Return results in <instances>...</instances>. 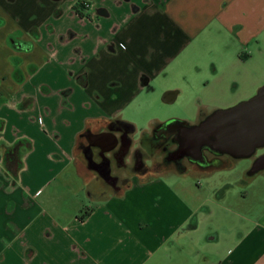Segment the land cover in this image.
Instances as JSON below:
<instances>
[{
  "label": "crops",
  "instance_id": "0c3cea01",
  "mask_svg": "<svg viewBox=\"0 0 264 264\" xmlns=\"http://www.w3.org/2000/svg\"><path fill=\"white\" fill-rule=\"evenodd\" d=\"M78 1L0 0V264H264V215L237 240L203 228L225 186L134 171L119 188L91 164L112 158L106 130L149 132L156 119L133 117L149 98L172 103L203 69L248 61L264 0ZM21 137L32 148L15 178L2 146Z\"/></svg>",
  "mask_w": 264,
  "mask_h": 264
},
{
  "label": "rangeland",
  "instance_id": "374dc122",
  "mask_svg": "<svg viewBox=\"0 0 264 264\" xmlns=\"http://www.w3.org/2000/svg\"><path fill=\"white\" fill-rule=\"evenodd\" d=\"M223 38L227 39V36ZM209 45L213 49L216 46L215 40H211ZM244 51L249 55L248 61L221 67L218 72L219 76L212 80H208L210 79V76L207 75L208 71L203 69V73H197L190 78L191 87L186 84L187 91L181 93L174 102L165 103L162 95L151 100L149 98V107L146 113L143 115L136 111V113L133 112L135 114L133 117L138 119L136 114H139L144 118L149 116V119L153 118L158 121L177 118L192 122L199 106L203 105L205 101L224 104L239 94L250 93L252 95L256 88L264 83V44L262 42L260 45H251ZM243 58L247 60V56H243ZM205 74L207 77L203 76ZM175 81L183 87L185 86L184 79ZM215 107L218 106L215 105ZM248 164V161L239 160L232 168L217 171L210 177L212 185L225 186L227 193L225 198L220 199L208 194L210 199L207 208L211 213L203 215L200 220L204 229L211 227L217 229L222 238L237 240L240 234L246 233L255 220L263 217L264 175L258 174L245 182L243 174L248 168ZM174 172L169 176L170 182H172V178L177 177L179 183L200 185L204 189L207 187L204 178L193 175L178 177ZM221 192H224V188L219 191V193Z\"/></svg>",
  "mask_w": 264,
  "mask_h": 264
},
{
  "label": "flooded vegetation",
  "instance_id": "af4514ba",
  "mask_svg": "<svg viewBox=\"0 0 264 264\" xmlns=\"http://www.w3.org/2000/svg\"><path fill=\"white\" fill-rule=\"evenodd\" d=\"M241 51L239 56L243 58L245 52L243 50ZM176 93V91L171 92L166 99H172L173 101ZM249 95L250 93L239 94L230 100V102L224 104H219L216 101L215 103L205 101L203 105L199 106L197 114L195 115L196 117L194 116L195 118L191 123H197L216 109L227 108L248 99L252 96ZM215 105L218 107H215ZM102 135L108 147L111 144L114 146L111 151L112 158L104 159L99 164L92 163L93 161L90 162L103 170L107 182L110 185L115 184L119 188L127 184L134 171L145 174L149 173L151 176H161L175 171L184 175L210 178L217 171L232 168L239 160H245L249 163L248 168L243 174L245 182L251 180L258 174L264 175V146L256 148L250 156L243 158H235L227 154L218 155L204 150L201 158L192 161L187 156L177 158L176 143L172 140L171 136L168 137L159 131L156 123H151L149 132H142L137 136L135 135L134 128L123 125H116L114 130H106ZM93 143H95V140L91 139L86 146L90 158L94 156L92 151ZM103 147L97 148V156L102 154ZM112 159L115 160L114 165L110 164Z\"/></svg>",
  "mask_w": 264,
  "mask_h": 264
},
{
  "label": "water",
  "instance_id": "95a60500",
  "mask_svg": "<svg viewBox=\"0 0 264 264\" xmlns=\"http://www.w3.org/2000/svg\"><path fill=\"white\" fill-rule=\"evenodd\" d=\"M154 123L176 143L177 158L187 156L196 161L204 150L235 158L248 157L264 146V83L248 99L216 109L197 123L177 118Z\"/></svg>",
  "mask_w": 264,
  "mask_h": 264
},
{
  "label": "trees",
  "instance_id": "16d2710c",
  "mask_svg": "<svg viewBox=\"0 0 264 264\" xmlns=\"http://www.w3.org/2000/svg\"><path fill=\"white\" fill-rule=\"evenodd\" d=\"M79 6H81L80 0L77 2ZM83 7V6H82ZM20 48L29 49L30 43L27 42H20L19 44ZM35 68L33 67L31 71H34ZM13 78L17 81H21L22 74L19 71L18 68H14L12 72ZM3 121L0 120V126L2 125ZM32 148L31 140H29L26 137H21L16 139L11 144H5L2 146V162L3 167L5 170L10 172L15 178L18 175V171L23 166L22 157L23 154L27 151H29ZM87 215V212L85 211L81 215V219L85 218Z\"/></svg>",
  "mask_w": 264,
  "mask_h": 264
},
{
  "label": "built area",
  "instance_id": "2783aa9c",
  "mask_svg": "<svg viewBox=\"0 0 264 264\" xmlns=\"http://www.w3.org/2000/svg\"><path fill=\"white\" fill-rule=\"evenodd\" d=\"M81 4H82V6L85 7V8L88 6L87 1H85V0H82Z\"/></svg>",
  "mask_w": 264,
  "mask_h": 264
}]
</instances>
